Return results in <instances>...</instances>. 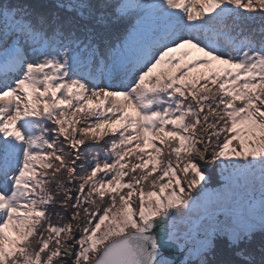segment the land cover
Listing matches in <instances>:
<instances>
[{"label": "snow or ice", "instance_id": "6c2138e0", "mask_svg": "<svg viewBox=\"0 0 264 264\" xmlns=\"http://www.w3.org/2000/svg\"><path fill=\"white\" fill-rule=\"evenodd\" d=\"M145 18L150 41L125 56ZM205 167L248 191L223 209L205 198L182 233ZM177 252L264 264V0H0V264Z\"/></svg>", "mask_w": 264, "mask_h": 264}, {"label": "rangeland", "instance_id": "374dc122", "mask_svg": "<svg viewBox=\"0 0 264 264\" xmlns=\"http://www.w3.org/2000/svg\"><path fill=\"white\" fill-rule=\"evenodd\" d=\"M140 44L142 43L135 42L131 46H128L125 56L131 55ZM208 168L211 169V167H205V171L206 169L208 170ZM214 171L216 173L214 178L216 180L217 178H219V181L215 182V184L213 183L214 185H210V179L205 172L207 176V180L201 181V185H204V188H202L200 192H195V190H193L194 194L198 198H201L200 206L186 219L185 222L178 223V227L180 228L182 233L188 231L189 227L191 226L190 224L191 221H195L198 218V216L204 214L205 198L210 201H215L217 207L223 209L231 204H234L236 200L246 195L248 188L246 187L245 180L242 176H240L239 174L222 173L220 170H216V169H214ZM212 181H214L213 178ZM197 187L199 188L200 185H197ZM256 187L257 188L259 187L258 181L256 183ZM202 193H206V196L202 197ZM220 219H224V217L221 216ZM53 220L55 222V218H53ZM188 239L190 245H194L196 243V235L194 231L191 233ZM217 242H219V244H222V249L220 248L221 247L220 245H218L217 247L218 257L220 258L232 257L230 249L227 253L223 252L224 249L228 248L227 239L221 238L217 240ZM169 258H173L175 264H180V260L183 259V257L178 252L170 256ZM232 259L234 258L232 257Z\"/></svg>", "mask_w": 264, "mask_h": 264}, {"label": "trees", "instance_id": "16d2710c", "mask_svg": "<svg viewBox=\"0 0 264 264\" xmlns=\"http://www.w3.org/2000/svg\"><path fill=\"white\" fill-rule=\"evenodd\" d=\"M132 23H135V18L132 19ZM153 25H154V21L151 18H145L143 20V22L141 23V25L139 26V28L137 29L136 34L133 37H131L130 39H128V46H131L135 42L147 43L148 41H150L151 36H152ZM128 27H129L128 22L125 21L121 24H118L115 28H113L112 35H113V42L114 43L122 41L128 37ZM125 54H126V51H125L124 55ZM205 172L210 179V185H214L215 182L219 181V178H217V180L214 178L216 173H215L213 168H211V169L208 168V170L206 169ZM212 178L214 179V181H212ZM261 243H262V241H261L260 234H256V236L253 239V242L247 246V248L251 252L253 258L257 261H259L261 258V252L259 250ZM218 245H220L221 246L220 248L222 249V244H219V242H217V247H218ZM242 247H244V246H242ZM228 251H229V249L226 248V249H224L223 252L227 253ZM224 256H226V255H224ZM232 257H228V258H232ZM218 258H220V257H218ZM233 258L235 259V257H233Z\"/></svg>", "mask_w": 264, "mask_h": 264}, {"label": "water", "instance_id": "95a60500", "mask_svg": "<svg viewBox=\"0 0 264 264\" xmlns=\"http://www.w3.org/2000/svg\"><path fill=\"white\" fill-rule=\"evenodd\" d=\"M169 259H172V260L174 261V259H173V258H169Z\"/></svg>", "mask_w": 264, "mask_h": 264}]
</instances>
